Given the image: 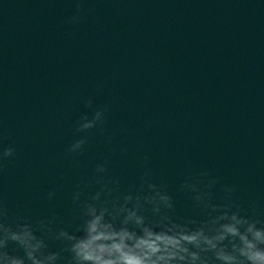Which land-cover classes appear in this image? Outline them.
Returning a JSON list of instances; mask_svg holds the SVG:
<instances>
[{"label": "water", "instance_id": "obj_1", "mask_svg": "<svg viewBox=\"0 0 264 264\" xmlns=\"http://www.w3.org/2000/svg\"><path fill=\"white\" fill-rule=\"evenodd\" d=\"M76 5L0 0V146L15 150L0 172L9 217L67 227L78 222L73 192L89 197L97 179L114 194L134 191L147 172L177 217L202 220L180 184L206 171L214 203L231 186L241 214L264 220V0ZM105 106L103 125L73 135L81 114ZM81 136L83 153L69 154Z\"/></svg>", "mask_w": 264, "mask_h": 264}, {"label": "clouds", "instance_id": "obj_2", "mask_svg": "<svg viewBox=\"0 0 264 264\" xmlns=\"http://www.w3.org/2000/svg\"><path fill=\"white\" fill-rule=\"evenodd\" d=\"M82 5L77 0V13ZM76 20L73 16L69 22ZM85 106L91 108L92 100ZM107 111L105 106L91 118L81 114L73 135L103 125ZM86 143L81 136L68 153L82 154ZM14 154V148L0 146V172L3 161ZM95 172L106 168L99 164ZM148 175L134 191L114 194L115 188L97 179L99 187L89 197L81 200L82 192H73L78 222L67 227L59 226L54 216L35 225L20 216L10 218L0 200V264H264V220L241 214L240 205L231 200V186L223 189L225 203H214L217 181L206 171L186 173L180 189L190 194L204 219L177 217L165 185L149 182ZM53 195L49 192L48 198Z\"/></svg>", "mask_w": 264, "mask_h": 264}]
</instances>
